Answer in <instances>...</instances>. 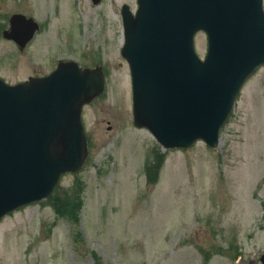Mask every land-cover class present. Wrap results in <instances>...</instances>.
Listing matches in <instances>:
<instances>
[{"label": "rangeland", "instance_id": "obj_1", "mask_svg": "<svg viewBox=\"0 0 264 264\" xmlns=\"http://www.w3.org/2000/svg\"><path fill=\"white\" fill-rule=\"evenodd\" d=\"M123 5L134 12L137 0H0L4 28L13 14L40 25L21 51L0 38L6 82L46 75L59 61L102 68L106 81L82 112L88 160L57 187L58 200L75 197L74 212L59 215L50 199L5 216L0 264H262L264 65L241 89L215 149L163 150L132 124ZM195 48L203 58L204 34ZM153 150L162 159L148 182Z\"/></svg>", "mask_w": 264, "mask_h": 264}, {"label": "water", "instance_id": "obj_2", "mask_svg": "<svg viewBox=\"0 0 264 264\" xmlns=\"http://www.w3.org/2000/svg\"><path fill=\"white\" fill-rule=\"evenodd\" d=\"M137 3L135 14L121 9L135 126L164 148L197 139L215 147L242 83L264 63L262 0ZM10 24L3 37L20 48L38 28L19 14ZM200 31L207 36L203 61L194 49ZM103 88L99 68L82 70L74 62L14 86L0 79V218L47 197L62 174L82 168L88 156L82 107Z\"/></svg>", "mask_w": 264, "mask_h": 264}, {"label": "trees", "instance_id": "obj_3", "mask_svg": "<svg viewBox=\"0 0 264 264\" xmlns=\"http://www.w3.org/2000/svg\"><path fill=\"white\" fill-rule=\"evenodd\" d=\"M162 157L160 156H155L154 158V162H148L146 165L147 168V177H148V181L149 182H154V180H152V173H157L158 172V168L160 165ZM58 195H53L52 197H50L53 200V206L56 209V212L59 215H71L72 212H74L75 209V202L74 199L75 197L69 196L67 193H65L62 197L59 198V200L57 199Z\"/></svg>", "mask_w": 264, "mask_h": 264}]
</instances>
